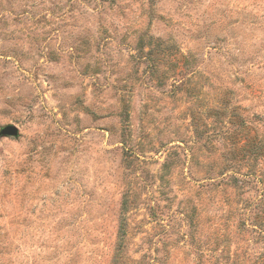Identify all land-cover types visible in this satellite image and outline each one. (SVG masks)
I'll list each match as a JSON object with an SVG mask.
<instances>
[{
	"label": "rangeland",
	"instance_id": "374dc122",
	"mask_svg": "<svg viewBox=\"0 0 264 264\" xmlns=\"http://www.w3.org/2000/svg\"><path fill=\"white\" fill-rule=\"evenodd\" d=\"M0 264H264V0H0Z\"/></svg>",
	"mask_w": 264,
	"mask_h": 264
},
{
	"label": "water",
	"instance_id": "95a60500",
	"mask_svg": "<svg viewBox=\"0 0 264 264\" xmlns=\"http://www.w3.org/2000/svg\"><path fill=\"white\" fill-rule=\"evenodd\" d=\"M18 129L13 125H7L0 129V137H17Z\"/></svg>",
	"mask_w": 264,
	"mask_h": 264
}]
</instances>
